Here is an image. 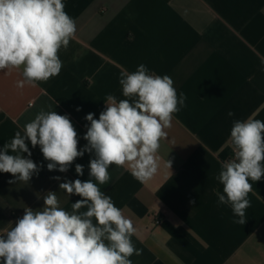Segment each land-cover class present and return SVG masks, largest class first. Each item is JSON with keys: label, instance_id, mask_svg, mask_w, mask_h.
Segmentation results:
<instances>
[{"label": "crops", "instance_id": "obj_1", "mask_svg": "<svg viewBox=\"0 0 264 264\" xmlns=\"http://www.w3.org/2000/svg\"><path fill=\"white\" fill-rule=\"evenodd\" d=\"M63 2L77 31L59 52L60 74L21 89L22 69L0 71V147L17 131L23 134L25 124L44 109L69 116L82 149L86 115L98 119L110 94L126 99L121 73L144 64L151 74L170 76L177 94L187 99L161 141L157 175L140 183L127 167L112 165L110 182L100 186L137 229L132 241L142 255L130 259L133 264H264V178L250 181L244 225L233 223L238 217L218 203L223 186L216 179L233 155V122L264 121V0ZM29 149L42 167L28 184H10L14 177L0 172V235L26 207H43L49 191L71 211L80 197L68 196L59 183L89 179L92 154L86 152L61 173L47 170L39 146L29 143ZM76 164L84 166L82 176Z\"/></svg>", "mask_w": 264, "mask_h": 264}, {"label": "clouds", "instance_id": "obj_2", "mask_svg": "<svg viewBox=\"0 0 264 264\" xmlns=\"http://www.w3.org/2000/svg\"><path fill=\"white\" fill-rule=\"evenodd\" d=\"M76 31L63 0H0V71L22 69L23 79L17 81L21 89L47 82L60 74L59 52L68 48ZM119 84L126 99L118 101L110 94L98 119L93 113L86 115L87 143L82 149L69 116L44 109L25 124L23 134L17 131L0 147V172L14 177L10 184H28L41 170L42 165L30 158L29 143L39 146L48 171L66 173L78 157L92 154L88 180L59 183L68 196L80 197L71 211L60 206L53 191L44 195L39 210L26 207L15 225L0 235V264H133L130 258L142 255L132 241L137 232L133 221L100 186L110 182L112 165L127 167L140 183L157 175L161 141L187 97L177 94L170 76L151 74L144 64L134 72H122ZM230 144L233 155L216 177L223 186L222 193L217 192L218 203L238 217L233 223L244 225L253 190L250 181L264 178V121H234ZM165 166L171 169V160ZM75 172L82 176L84 166L76 164Z\"/></svg>", "mask_w": 264, "mask_h": 264}, {"label": "built area", "instance_id": "obj_3", "mask_svg": "<svg viewBox=\"0 0 264 264\" xmlns=\"http://www.w3.org/2000/svg\"><path fill=\"white\" fill-rule=\"evenodd\" d=\"M156 223H160V219H157V220H156Z\"/></svg>", "mask_w": 264, "mask_h": 264}]
</instances>
